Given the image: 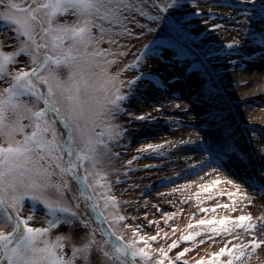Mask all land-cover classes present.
I'll return each instance as SVG.
<instances>
[{
	"label": "snow or ice",
	"instance_id": "1",
	"mask_svg": "<svg viewBox=\"0 0 264 264\" xmlns=\"http://www.w3.org/2000/svg\"><path fill=\"white\" fill-rule=\"evenodd\" d=\"M145 5L157 15H149ZM180 7L179 0H0V22L7 26L13 48L10 52L0 50V84L6 85L0 87V264H87L92 254L100 257V264H129V255L133 262L139 257L141 264H188L184 257L193 249L185 247L174 257L169 253L182 242L205 235L213 240L218 235L234 236L240 242L229 247V241L196 264H222L221 257L225 256L228 259L224 264H248L253 253L264 246V239L256 235L259 232L264 236V216L254 220L251 214H244L251 196L233 179L215 176L198 185L194 194L198 204L204 203L205 198L224 195L230 202L200 207L199 211L216 213L219 208L228 213L239 210L242 214L235 218L225 215L198 219L187 225L186 234L179 241H172L166 248H152L151 243L163 230L158 227L156 235H141L143 228L126 224L129 218L121 214L113 191L114 184L123 182L121 176L128 177L130 166L139 157L127 161L128 171L104 170L105 165L120 158L119 149L124 146L121 142L128 129L117 121L123 116L142 122L153 119L151 114L134 115L125 106L138 82L152 77L140 74L132 80L122 79L124 72L138 69L143 53L118 71L110 70L118 64V57L128 54L119 50L127 45L116 37L132 36L130 23L144 27L136 15L159 23L166 18L163 14ZM68 16L75 19L69 23ZM171 27L180 31L176 24ZM223 28L224 25L215 24L208 31ZM255 43L264 48V36ZM103 44L108 48H102ZM224 47L231 56L243 47V41L234 37ZM25 57L27 63L23 61ZM61 70L66 71V78L61 76ZM58 123L63 131L58 130ZM163 147L148 144L138 150L163 155ZM259 151L264 155V145ZM219 171L213 168V172ZM110 175H115L114 182ZM73 184L74 206L67 200ZM190 187L181 185L172 191ZM26 202H31V206ZM36 205L46 210V226H34ZM26 207L30 208L29 214L23 215ZM174 216L176 213H165V224ZM94 223L98 227H92ZM153 223L157 222L150 221L149 226ZM61 225L85 229L81 242H73L66 234L52 236V230ZM121 226L131 230L132 239L125 241ZM193 228L207 232L188 231ZM237 230H242L248 239H241ZM97 231L101 239H97ZM177 231L172 229L173 233ZM163 235L167 238L168 233Z\"/></svg>",
	"mask_w": 264,
	"mask_h": 264
},
{
	"label": "rangeland",
	"instance_id": "2",
	"mask_svg": "<svg viewBox=\"0 0 264 264\" xmlns=\"http://www.w3.org/2000/svg\"><path fill=\"white\" fill-rule=\"evenodd\" d=\"M179 4L178 10L163 14L166 18L159 23L133 13L144 27L130 23L133 35L116 37L121 44L127 45L119 50L128 54L118 57V64L110 69L116 72L135 62L143 53L138 69L124 72L122 79L132 80L140 74L152 77L138 82L132 99L125 106L134 115L151 114L153 119L142 122L128 116L121 117L117 122L128 129L121 142L124 146L119 149L121 156L112 165L104 166L108 173H122L128 171L125 165L129 159L139 157L130 166L132 171H128V177L121 176L123 182L114 184L113 191L120 202L121 214L129 218L126 224L143 228L141 235H156L158 227L163 230L157 241L151 243L152 248H166L172 241H179L180 236L186 234L187 225L195 224L198 219H219L225 215L235 218L242 214L239 210L228 213L219 208L216 213L199 211L200 207L212 208L218 202H230L224 195L212 200L205 198L204 203L198 204L194 195L199 190L198 185L210 182L215 176L233 179L251 196V204L244 208V214H251L254 220L264 216V155L259 151L264 145V48L255 43L264 36V0H179ZM144 10L149 15H157L147 5ZM196 12L201 15H196ZM210 13L214 14L211 18ZM64 19L62 17L61 22ZM66 19L71 23L75 17ZM171 24H176L180 31L174 30ZM215 24H222L224 28L208 31ZM223 31L228 34L223 35ZM9 35L7 26L0 22V45H3L0 50L4 52L13 50ZM234 37L243 41V47L229 56L224 45ZM101 47L108 48V45ZM247 47L254 50L249 51ZM113 48L116 50V46ZM258 59L262 63L256 66ZM230 60L235 63H230ZM23 61L27 63V58ZM155 61L170 68L163 70ZM60 74L66 78V71L61 70ZM4 86L0 84V87ZM240 89L245 92L242 94ZM248 94L251 99H244ZM57 127L63 131L59 123ZM148 144L164 145L160 149L163 155L151 150H138ZM213 168L220 171L213 172ZM115 179V175H110V180L114 182ZM181 185L191 187L172 191ZM222 187L232 190L226 185ZM75 192L76 185L73 184L72 192L67 194V200L73 206L72 194ZM26 203L31 206V202ZM34 207V226H46V210L41 205ZM29 211L30 208L26 207L23 215H28ZM165 213H176V216L165 224ZM150 221L157 223L149 226ZM92 227H98V223ZM104 228L107 231L108 225L105 224ZM173 228L178 231L173 233ZM5 230L10 231V228ZM121 231L125 241L132 239L130 229L121 226ZM188 231L193 234L207 232L203 228ZM237 231L241 232V239H248L242 230ZM85 232L79 225L73 228L61 225L52 230V236L66 234L79 244ZM164 232L168 233L167 238ZM256 235L258 239H264L259 232ZM96 237L102 238L98 231ZM201 240L207 242L201 244ZM229 241L232 242L229 247L240 242L234 236L218 235L214 240L208 235L200 236L195 241L182 242L169 256L174 257L187 247L193 250L184 259L188 264H196L197 260L210 258ZM227 259L226 256L221 257L222 264ZM128 262L141 264L139 257L133 262L131 255ZM87 264H100V257L90 255ZM248 264H264V246L253 253Z\"/></svg>",
	"mask_w": 264,
	"mask_h": 264
},
{
	"label": "bare ground",
	"instance_id": "3",
	"mask_svg": "<svg viewBox=\"0 0 264 264\" xmlns=\"http://www.w3.org/2000/svg\"><path fill=\"white\" fill-rule=\"evenodd\" d=\"M222 33H223V35L228 34L227 32H224V31H223ZM248 46H249V45H248ZM247 49H248L249 51H253V50H254V49H253V50L250 49V47H247ZM151 59H154V58L151 57ZM155 63H156V65L159 66V67L162 66L158 61H157V62L155 61ZM256 63H257L256 66H259L260 63H262V61L258 59V60L256 61ZM256 66H252V68H256ZM167 68H170V66H169V67H168V66L165 67L164 65L162 66V69H163V70H167ZM242 74H243V73H242ZM253 78H255V77H253ZM240 92H241V93H242V92L244 93L245 91H244V89H240ZM243 93H242V94H243ZM249 95H250V94L245 95V96H244V99H247V97L249 98ZM249 99H251V98H249Z\"/></svg>",
	"mask_w": 264,
	"mask_h": 264
}]
</instances>
